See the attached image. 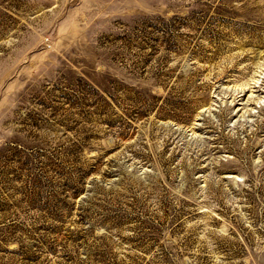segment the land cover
<instances>
[{
    "label": "rangeland",
    "instance_id": "374dc122",
    "mask_svg": "<svg viewBox=\"0 0 264 264\" xmlns=\"http://www.w3.org/2000/svg\"><path fill=\"white\" fill-rule=\"evenodd\" d=\"M0 264H264V0H0Z\"/></svg>",
    "mask_w": 264,
    "mask_h": 264
}]
</instances>
